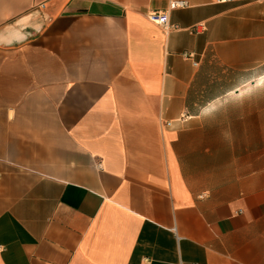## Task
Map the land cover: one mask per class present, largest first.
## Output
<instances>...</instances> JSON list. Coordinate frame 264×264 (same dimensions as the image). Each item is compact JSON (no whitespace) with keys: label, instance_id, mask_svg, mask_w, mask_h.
Wrapping results in <instances>:
<instances>
[{"label":"crops","instance_id":"obj_1","mask_svg":"<svg viewBox=\"0 0 264 264\" xmlns=\"http://www.w3.org/2000/svg\"><path fill=\"white\" fill-rule=\"evenodd\" d=\"M170 1L0 0V264H264V0Z\"/></svg>","mask_w":264,"mask_h":264},{"label":"built area","instance_id":"obj_2","mask_svg":"<svg viewBox=\"0 0 264 264\" xmlns=\"http://www.w3.org/2000/svg\"><path fill=\"white\" fill-rule=\"evenodd\" d=\"M218 2H226L229 0H217ZM187 5V2L184 0H172L169 2L168 4V9H172V8H180V7H185ZM147 18L158 24L159 26L163 27L164 29H168L170 28L169 24H168V13L167 10H163L160 12H150L149 14H147ZM182 56L184 58H189L190 54L188 53H183Z\"/></svg>","mask_w":264,"mask_h":264},{"label":"snow or ice","instance_id":"obj_3","mask_svg":"<svg viewBox=\"0 0 264 264\" xmlns=\"http://www.w3.org/2000/svg\"><path fill=\"white\" fill-rule=\"evenodd\" d=\"M207 111V110H206Z\"/></svg>","mask_w":264,"mask_h":264}]
</instances>
